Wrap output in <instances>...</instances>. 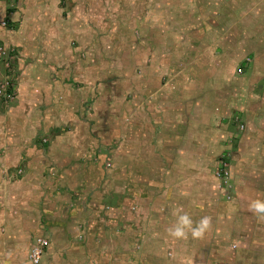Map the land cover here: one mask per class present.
Wrapping results in <instances>:
<instances>
[{"label": "rangeland", "instance_id": "obj_1", "mask_svg": "<svg viewBox=\"0 0 264 264\" xmlns=\"http://www.w3.org/2000/svg\"><path fill=\"white\" fill-rule=\"evenodd\" d=\"M1 3H5L6 13H0V39L6 42L0 43L14 50V61L21 57L24 66L37 63V68L46 66L54 75L60 68H69L61 77L67 83L101 79L102 72L111 69L106 62L113 60L119 63L111 71L124 78L122 71L133 70L127 67L130 56L125 50L135 47L137 51L143 36L125 39L116 33L125 27L142 31L150 24L166 35L178 31L181 36L193 29L205 30L207 37L190 43L198 48L192 59H187L186 53L191 46L179 40L180 50L172 56L165 54L171 40L161 38L164 53L160 55L169 62H161L156 73L143 74L163 84L171 79L207 82L165 86L167 94H178L179 113H172L173 118L169 113H93L89 107L94 103L86 100V113H76L60 128L38 134L35 141L46 146V164L40 165L37 154L31 160L40 165L38 168L30 171L28 165L23 169L19 164L9 179L3 176L0 180V189L10 187L12 196L23 194L16 200L19 224L10 229L0 226V237L12 231L17 240L11 236L6 239L7 246L0 245V264H32L31 251L39 238L47 241L41 264L232 263L222 256L231 242L220 239L224 214L220 215L219 206L221 201L235 205L236 160L247 151L245 143L250 142L251 131L263 126L257 113L264 111V0H215L212 5L209 0H196L178 8L154 4L149 12L163 9V15L158 21L150 17L147 25L138 21V7L133 14L138 20L116 24L123 20L116 17L121 0ZM208 7L214 9L210 21L205 13ZM190 9L195 14H187ZM182 17L183 23H174ZM11 31L21 37L14 39ZM252 31L259 38L250 37ZM255 39L258 48L253 46ZM125 40L129 48L124 47ZM146 41L151 43L149 38ZM114 43L120 44L122 52H110ZM152 48L147 46L141 61L153 59ZM247 58L251 59L249 65L239 73ZM189 59L194 61L186 68ZM88 60L95 62L96 68H90ZM131 72L140 74L139 70ZM166 97L163 91V102ZM183 99L189 103H180ZM197 103L211 108L213 115L199 117L202 110L196 109ZM186 105L191 113H182ZM191 106L199 111L193 113ZM167 125L170 129L163 132ZM224 163L228 174L219 177ZM25 175L31 185L17 186L16 181ZM1 204L0 209L4 208ZM177 208L194 222L210 217L202 237L176 240L168 236ZM10 216L3 215L0 220ZM22 225L24 228H19ZM238 237H249V232ZM238 249H243L242 245Z\"/></svg>", "mask_w": 264, "mask_h": 264}, {"label": "crops", "instance_id": "obj_2", "mask_svg": "<svg viewBox=\"0 0 264 264\" xmlns=\"http://www.w3.org/2000/svg\"><path fill=\"white\" fill-rule=\"evenodd\" d=\"M212 1L214 2L215 0H209V5H212ZM195 2L196 0H121L119 4L120 9L116 17L123 20H116L115 23L118 24L120 21L128 23L131 20L135 21L139 19L138 21H142V23L147 25V21H149L150 17L154 21H158L163 15V9H154L149 12L148 8L154 4L163 5V7H177L184 4L190 6ZM4 5L0 0V13L4 10L3 15L6 13ZM136 7H138L140 12L138 19L133 15L138 11ZM191 11V9L187 11V14H195L191 13ZM212 11H214V9L208 7V14L205 12L209 21L212 18L210 14ZM180 13L181 11H179V13L177 12L176 15ZM12 17L14 18V16ZM183 19L182 17L180 20L174 19L173 21L174 23H183ZM152 26H154V24L147 25V28L145 30L142 29V31H134L133 29V32L128 31L125 27L122 33H116V36L124 35L125 39H139L140 35L143 36V39L140 38V41L136 45L137 51L135 47L130 50H125L128 57L130 56L127 67H133L134 71L139 70L140 74L136 72V74L133 75L131 72L133 70H124L121 72L123 73L122 75L125 76L124 78L119 77L121 76L119 72L115 73L114 70L113 72L111 71L113 66L119 63L118 60L106 62L111 64V66L109 65L111 69L103 71V77L101 79H73L74 81L72 83H67V81L61 78L69 73V68H65V70H63L64 68H60V73L54 75L50 69H46V66L42 69L37 68L40 67L37 63L24 66L21 57H18L16 61H14L15 59L13 60L12 75L16 84V95L12 99L0 98V180L3 176L9 179L13 173H15L13 167L18 168L19 164L22 165L23 169H25V165H28L31 167L30 171H32V168L34 169L38 168L40 165H45L47 156L46 146L36 143L35 137L38 134H46V131L51 128H60L64 123L68 122L69 119L76 117V113H86V108L88 106L84 103L86 100H90L94 103V105L89 107L90 111L93 110V113H154V116H156L155 113H169L172 118L175 116L172 113H179L180 106L177 102L178 94L173 92L167 94L165 90L168 89L165 86L169 85L171 87L179 85L185 87V85H188L190 87L191 85H205L204 83L207 81L204 83L202 82L206 79L203 81L194 79L192 82L188 79L186 81H180V83L177 79H171L169 83L163 84L162 82H158L155 77L147 78L143 72L150 71V73H156V71L158 72L157 69H159L161 62L164 64L169 62L160 55L161 52L164 53V51H162L164 47L160 45L162 44L161 38L168 36L169 40H171V45L165 49V54L172 56L174 53L178 52L180 50L179 45H177L179 40L181 44L191 46L190 51L188 50L189 52L186 53L187 59L189 57L192 59L198 48L190 43L196 38H206L207 32L205 30L196 31L193 29L191 30L192 32H189L190 29H188L186 33H184V31L181 32V36L178 35V31L166 35L155 31ZM10 34L13 38L15 37L14 39L21 37V35L15 31H11ZM255 35V31H252L250 37H254ZM255 37L259 38L257 36ZM146 38L151 39V43L146 41ZM174 38H176V40ZM0 40L4 41L3 39ZM255 41L256 43L253 46L258 48L259 41H257V39H255ZM12 44L20 46L16 42ZM148 45H153L151 50L153 59L150 61H141V55L146 53ZM118 46H120L119 43H114L113 47L110 48L112 49L110 52H122L123 48H121V46L119 48ZM129 46V43L125 40L124 47L129 48ZM190 61L186 68H189L194 60ZM250 61L251 59L247 58L238 71L241 69L243 72ZM87 62L91 65L90 68H96L97 64L95 65V62L91 63L90 60ZM209 66L211 67L210 64ZM176 67H179V65H175L174 68ZM74 69L77 70L76 66H74ZM1 73L2 70L0 71V79ZM82 77L84 76L82 75ZM163 91L167 96V102H163ZM177 91L180 93L179 89H177ZM181 92L184 94V92L187 91L181 90ZM185 100H187V102ZM188 100L189 99H183L180 103L184 105L185 103L188 104ZM164 107L166 108L164 109ZM184 108L185 111L182 113H191L189 105H186ZM198 108L202 110V112L198 114L199 117H209L213 115L211 108H203V103H197L196 109ZM191 109L193 110L194 106H191ZM196 109H194L193 113L199 111H196ZM257 114L259 118H261V121L263 120V126L260 125L255 131H251L252 135L249 139L250 142L245 143L247 151L244 152L242 150V148L244 149L243 145L241 148L243 155L236 160L237 166L235 165L236 171H234L236 176V193L233 198V204L235 203V205H231L228 202L223 203L221 201L222 204L219 206L220 215L223 216L224 214V218H221L220 221V239L225 238V240L228 239L227 241L231 242V245H227L228 249L225 250L222 256L226 258L225 260L232 262L230 264H264V220H258L256 215L249 210V203L251 200L264 199V111L260 110ZM170 126L173 125L170 124ZM170 126L167 125L168 129H163V132L168 131ZM160 130L162 129L160 128ZM255 134H257L258 137L254 138L253 136ZM245 140L248 141L247 139ZM40 149L42 152L39 151ZM37 154L40 158L38 159L40 162L39 166H35L34 161L31 160ZM22 178L23 179L16 181L17 186L25 182L26 185H31L28 183L30 182L28 175ZM22 197L23 194L20 192L14 193V196H12L10 187L4 190L0 189V204L2 203L3 205H1L4 207L0 209V217L6 214L11 215L10 217L0 220V226L2 225L3 228L10 229L16 224H19V222H16L19 214V206H17L16 200ZM19 228H24V226L22 225ZM0 229L2 228L0 227ZM246 231L249 232V237H238L240 234L244 235ZM222 234H224V236H222ZM227 235L229 237H227ZM11 236L14 239L12 231L6 233L5 236H1L0 245L7 246L8 243L6 239L11 238ZM15 238L17 237L15 236ZM10 243L13 245V241ZM241 245L243 249H238Z\"/></svg>", "mask_w": 264, "mask_h": 264}, {"label": "clouds", "instance_id": "obj_3", "mask_svg": "<svg viewBox=\"0 0 264 264\" xmlns=\"http://www.w3.org/2000/svg\"><path fill=\"white\" fill-rule=\"evenodd\" d=\"M249 210L256 215L258 220H264V199L251 200ZM174 216L175 220L167 229V234L176 240L187 239L189 235L192 238H200L207 231L211 223L208 216H203L194 222L187 212L179 208L175 210Z\"/></svg>", "mask_w": 264, "mask_h": 264}, {"label": "built area", "instance_id": "obj_4", "mask_svg": "<svg viewBox=\"0 0 264 264\" xmlns=\"http://www.w3.org/2000/svg\"><path fill=\"white\" fill-rule=\"evenodd\" d=\"M15 59L13 49H9L6 45L0 43V71L2 75L0 79V98L12 99L16 95V84L12 75V65ZM249 61V60H248ZM239 72H242L240 69ZM244 126L241 125V129ZM228 174L227 164H222L218 172L219 177H225ZM47 245V241L43 238L37 239V243L31 251L30 259L32 264H41L42 254Z\"/></svg>", "mask_w": 264, "mask_h": 264}]
</instances>
